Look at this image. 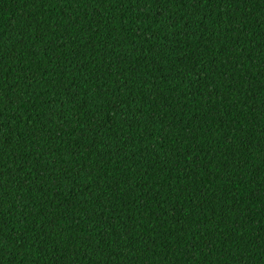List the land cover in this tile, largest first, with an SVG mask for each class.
I'll use <instances>...</instances> for the list:
<instances>
[{"label": "trees", "instance_id": "trees-1", "mask_svg": "<svg viewBox=\"0 0 264 264\" xmlns=\"http://www.w3.org/2000/svg\"><path fill=\"white\" fill-rule=\"evenodd\" d=\"M0 264H264V0H0Z\"/></svg>", "mask_w": 264, "mask_h": 264}]
</instances>
